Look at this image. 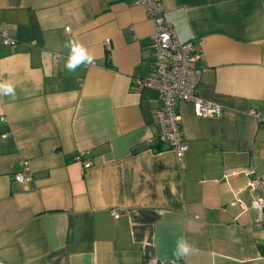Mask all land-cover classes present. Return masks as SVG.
I'll return each mask as SVG.
<instances>
[{
    "label": "crops",
    "instance_id": "0c3cea01",
    "mask_svg": "<svg viewBox=\"0 0 264 264\" xmlns=\"http://www.w3.org/2000/svg\"><path fill=\"white\" fill-rule=\"evenodd\" d=\"M161 3L180 41L201 40L199 94L222 106L177 103L182 160L157 138L158 90L134 88L155 29L142 5L0 0L15 38L0 41V82L16 94L0 95V264H264L241 171L264 173V121L250 113L264 114V0ZM70 40L91 65L67 71ZM180 237L193 251L177 260Z\"/></svg>",
    "mask_w": 264,
    "mask_h": 264
},
{
    "label": "built area",
    "instance_id": "2783aa9c",
    "mask_svg": "<svg viewBox=\"0 0 264 264\" xmlns=\"http://www.w3.org/2000/svg\"><path fill=\"white\" fill-rule=\"evenodd\" d=\"M134 3L144 7L149 17L155 22V29L150 42V69L146 76L135 80L134 88L144 86L158 90L161 106L156 111L157 138L166 147L175 151L179 160H182L187 145L182 134L181 115L177 108L180 101L192 103L196 114L201 116H216L222 112V106L212 100L203 98L199 94L198 86L201 78V40L189 39L180 41L174 29L162 16H157L162 11L161 0H133ZM0 41L4 44L15 42L5 29L0 26ZM109 47V42L105 41ZM55 57L57 54L54 55ZM250 113L257 119L264 121V114L255 109ZM5 120L4 117H1ZM80 159L79 156H76ZM90 161L83 163L84 167ZM21 169L14 173V179L23 181L27 178L29 163L27 159L20 160ZM241 171L247 176L245 188L256 191L251 205L256 209V225L264 228V173H255L251 167H243ZM114 217L118 212L113 211Z\"/></svg>",
    "mask_w": 264,
    "mask_h": 264
},
{
    "label": "clouds",
    "instance_id": "9594fccd",
    "mask_svg": "<svg viewBox=\"0 0 264 264\" xmlns=\"http://www.w3.org/2000/svg\"><path fill=\"white\" fill-rule=\"evenodd\" d=\"M66 47L70 48V55L65 63V68L69 72H75L81 65H91L94 57L79 42L70 40L66 43ZM0 95L16 98L15 87L8 82H0ZM193 251L192 245L183 237L177 239L174 256L177 260L186 256ZM175 264V261L173 262Z\"/></svg>",
    "mask_w": 264,
    "mask_h": 264
}]
</instances>
